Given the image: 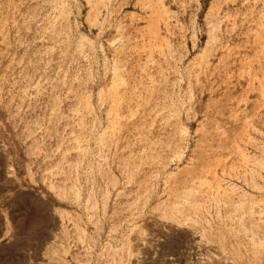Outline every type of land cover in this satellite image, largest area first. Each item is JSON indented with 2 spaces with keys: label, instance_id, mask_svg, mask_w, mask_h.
<instances>
[{
  "label": "rangeland",
  "instance_id": "obj_1",
  "mask_svg": "<svg viewBox=\"0 0 264 264\" xmlns=\"http://www.w3.org/2000/svg\"><path fill=\"white\" fill-rule=\"evenodd\" d=\"M0 264H264V0H0Z\"/></svg>",
  "mask_w": 264,
  "mask_h": 264
},
{
  "label": "bare ground",
  "instance_id": "obj_2",
  "mask_svg": "<svg viewBox=\"0 0 264 264\" xmlns=\"http://www.w3.org/2000/svg\"><path fill=\"white\" fill-rule=\"evenodd\" d=\"M218 259V258H217ZM212 260H214V259H212ZM227 262V261H226ZM226 262H224V263H226Z\"/></svg>",
  "mask_w": 264,
  "mask_h": 264
}]
</instances>
